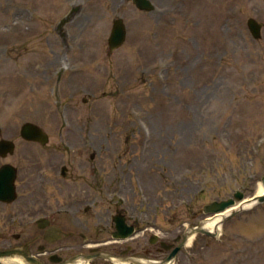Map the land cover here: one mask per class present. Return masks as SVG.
I'll return each instance as SVG.
<instances>
[{
	"label": "rangeland",
	"instance_id": "374dc122",
	"mask_svg": "<svg viewBox=\"0 0 264 264\" xmlns=\"http://www.w3.org/2000/svg\"><path fill=\"white\" fill-rule=\"evenodd\" d=\"M153 1L146 11L133 0H0V138L16 141L0 165L60 159L65 141L99 150L103 205L123 180L174 240L203 224L206 203L236 189L251 197L263 182L264 26L255 38L247 20L264 24V0ZM117 16L126 40L110 51ZM27 120L49 144L21 137ZM20 206L0 202V216ZM181 253L174 264H264V201Z\"/></svg>",
	"mask_w": 264,
	"mask_h": 264
},
{
	"label": "flooded vegetation",
	"instance_id": "af4514ba",
	"mask_svg": "<svg viewBox=\"0 0 264 264\" xmlns=\"http://www.w3.org/2000/svg\"><path fill=\"white\" fill-rule=\"evenodd\" d=\"M63 145L60 159L42 160L31 152L28 170L17 166L19 189L28 185V190L18 195L20 208L0 216V248H18L33 256V264H150L164 259L173 247L167 250L159 235L149 232V202L116 196L126 188L118 180L103 205L97 194L103 185L100 151L71 148L67 141Z\"/></svg>",
	"mask_w": 264,
	"mask_h": 264
},
{
	"label": "water",
	"instance_id": "95a60500",
	"mask_svg": "<svg viewBox=\"0 0 264 264\" xmlns=\"http://www.w3.org/2000/svg\"><path fill=\"white\" fill-rule=\"evenodd\" d=\"M134 2L140 7L144 9H153L154 4L151 0H134ZM73 14V11L68 14L66 17H64L61 20V23H65L70 16ZM248 26L255 38L261 37L262 32V26L263 23L258 21L254 17H250L247 21ZM126 37V28L125 23L123 22L122 18H116L114 21L113 29L111 32V35L109 37V45L110 50L117 48L120 46ZM21 134L26 139H32V140H38L42 142L43 144L46 143L49 140L48 134L37 124L26 121L22 127H21ZM15 148V142L9 139L2 138L0 139V154L5 156L9 152H13ZM15 178H16V169L11 164H4L0 167V200H6V201H12L16 198V187H15ZM244 198V193L241 190H238L234 193V197H229L227 199H222L220 201L214 200L206 205H204V210L206 212H218L226 209L230 205L235 204L237 201H241ZM258 201L262 202L264 201V194L256 196L251 202ZM233 214V213H232ZM196 232H204L210 235L217 234L216 232H213L211 230L206 229L202 226H193L189 229V231L185 234V239L182 243L177 245L172 252L166 257L165 260L154 263V264H168L173 259L178 250L181 248V246L187 241L189 236H191L193 233ZM19 254H22L25 257L26 261H29L31 264H33V257H30L26 255V253H20L19 250L13 249V250H0V264H3L1 261L4 257H10V256H19Z\"/></svg>",
	"mask_w": 264,
	"mask_h": 264
},
{
	"label": "bare ground",
	"instance_id": "6f19581e",
	"mask_svg": "<svg viewBox=\"0 0 264 264\" xmlns=\"http://www.w3.org/2000/svg\"><path fill=\"white\" fill-rule=\"evenodd\" d=\"M258 193H264V183L263 182L260 183ZM251 204H252L251 202H247V201L241 202V204L238 203L234 207L228 208V209H226V210H224L222 212H218V213L214 214L213 216H210V217L206 218L203 221V225L207 229L220 232L221 229H222V224H221L222 218L229 211H231L232 209H235V208H239V207L240 208L248 207V206H251ZM190 241H191V239L189 240V242ZM2 261H3L4 264H23L22 260H20L19 258L7 257V258L2 259Z\"/></svg>",
	"mask_w": 264,
	"mask_h": 264
}]
</instances>
